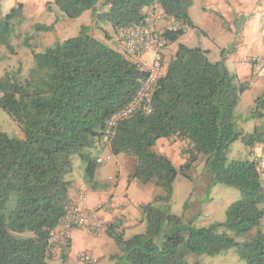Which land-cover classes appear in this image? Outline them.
<instances>
[{
  "label": "trees",
  "instance_id": "16d2710c",
  "mask_svg": "<svg viewBox=\"0 0 264 264\" xmlns=\"http://www.w3.org/2000/svg\"><path fill=\"white\" fill-rule=\"evenodd\" d=\"M99 1L52 0L50 4L71 19L92 10L97 24H108L117 34L126 27L147 25L158 5L176 24L161 36L166 45L177 43V50L156 84L150 110H137L121 120L106 144L109 118L134 100L147 73L91 35L88 26L77 36L35 52L28 76L7 71L0 77V108L22 131V136L0 131V264H50L49 240L70 201L74 158L82 160L85 181L94 185L97 157L106 147L113 155L135 157L130 180L164 188L166 193L159 198L165 202L171 199L178 175L190 178L189 170L201 155L207 157L215 183L234 186L242 194L228 206L224 222L203 227L155 203L142 205L145 232L126 238L118 222L107 226L106 233L120 248L115 257L119 262L203 264L187 258L216 256L236 247L248 264H264L263 172L256 160L228 158L237 139L248 149L260 145L264 150L263 123L249 133L236 124L235 109L249 82H241L224 61H211L208 50L180 42L189 28H196L190 14L194 0H104L106 10H99ZM2 3L0 45H9L23 4L4 15ZM254 112L264 118V93L255 99ZM172 137L190 145L188 161L181 166L155 149L161 138ZM25 232L31 235L16 236Z\"/></svg>",
  "mask_w": 264,
  "mask_h": 264
},
{
  "label": "crops",
  "instance_id": "0c3cea01",
  "mask_svg": "<svg viewBox=\"0 0 264 264\" xmlns=\"http://www.w3.org/2000/svg\"><path fill=\"white\" fill-rule=\"evenodd\" d=\"M153 10H156L154 11L156 13L154 25L161 33L166 28L176 25L163 13L160 6L157 5ZM88 11L79 17L84 21L83 26L91 28L89 25L92 24L95 28L104 29L106 35L104 37L101 35L99 39L117 48L121 43V37L111 29L112 27H106L107 24H97L93 11ZM194 11L200 13L198 20L194 17ZM190 14L196 28H189L180 42L208 50V57L211 61H224L227 68L233 69L232 72L236 73L239 78H244L245 74L249 73L250 78L245 81L251 80L254 76L257 82L262 81L264 78V0H194ZM87 19L91 22L86 23ZM177 45L174 43L165 47V67L175 54ZM147 58H150V55H147ZM263 93L264 91L260 95ZM160 143L165 151L162 153L171 158L169 144L177 148L181 141L177 137L161 138L157 144ZM257 149L260 152L263 151L262 157L264 158L263 146ZM110 152L106 147L101 154ZM113 158L119 170L114 176L111 167L105 169L103 174L109 173L108 180L98 182L96 179L99 177L96 172L95 183L89 186L83 174L73 173L72 175L73 186L70 191V201L80 202L89 208L104 203L110 204L107 210L100 211L102 224L100 232L91 233L79 228L70 230L69 248L66 250L65 245L55 243L51 249L50 260L64 258L65 254V263L71 260V264H85L80 260V255L87 253L95 258L92 264H125L115 258L121 251L112 238L105 236L107 226L114 221H120V227L125 231L128 226L134 227L143 217L140 207L148 203L151 195L156 193V189L151 187L156 185L145 184L137 179L130 181L129 176L135 171L136 159L123 154L114 155ZM80 189L86 192L84 201L79 200L78 191ZM121 218H124L125 224Z\"/></svg>",
  "mask_w": 264,
  "mask_h": 264
},
{
  "label": "rangeland",
  "instance_id": "374dc122",
  "mask_svg": "<svg viewBox=\"0 0 264 264\" xmlns=\"http://www.w3.org/2000/svg\"><path fill=\"white\" fill-rule=\"evenodd\" d=\"M51 1L52 0H3L2 13L4 15L11 12L14 7L20 4H23V11L22 15L14 21L15 30L11 43H9V45H0V77L7 71H20L21 76H28L31 68L35 65L33 57L35 52L44 51L47 47L55 46L70 37L81 34L84 21L79 18L71 19L67 17L55 5L50 4ZM103 1L104 0H100L98 2L97 6L99 10L108 9L106 6L103 7ZM88 12H92V10ZM199 14L200 13L194 11V17L197 20ZM85 22L89 23L91 21L87 19ZM37 24L52 25L54 29L46 31L42 28H37ZM89 26H91V28H89V33L91 35L98 38H101V35L103 37L106 35L104 29L95 28L92 24ZM106 27L110 26L108 25ZM157 31L161 33L160 30L157 29ZM232 70L233 69H230L231 72ZM249 78L250 76L248 73L245 74L244 78H240V81L245 82V79ZM253 79L254 78L251 80ZM251 80L248 81L249 84ZM254 84H250V87L245 92L241 93L238 105L235 109L237 127L242 131L244 130L246 133L252 132L256 124H264V118L255 116L254 112L255 98L260 96L264 91V78H262V81L259 80L258 82L256 79ZM0 131L6 132L12 136H22L19 123L2 108H0ZM179 140L181 143L177 148L171 143L169 144V147L171 146V159L176 166L185 164L189 158V154L186 152L190 147L188 141ZM257 147L260 146L257 145L252 149H248L242 139H237L230 146L228 158L230 161L237 159H253L258 161L264 178L263 151L260 152ZM155 149L161 153L164 151L162 143L159 145L157 144ZM131 157L136 159L133 156ZM130 166L132 167L133 165ZM110 167L112 168V174L114 176L117 175L119 166L115 159L111 157L104 163L99 164L97 169L99 179H96L98 182L108 180L109 173L103 174V172ZM73 173H75V175L85 174V166L79 156L74 158ZM189 175L190 178L182 174L178 175L173 183V192L169 202H165L162 198H159L165 195L166 192L164 188L160 186H151L156 189V193L151 195L152 197L149 199L150 201L148 203L152 202L164 210L168 209L172 214L181 216L185 222H193L197 227L208 226L215 222H224L226 220V210L228 206L241 198L242 194L240 190L234 186L215 183L213 172L207 163V157L205 155L199 156L190 168ZM87 184L91 186V184ZM147 187L149 186L147 185ZM14 205L15 197L10 200L9 207L12 208ZM121 219L125 224L124 218ZM124 224L123 226H125ZM117 225H119V231H124L126 238L145 232L147 228V223L143 217H141L134 227L128 226L126 231L121 229L120 221ZM226 231L230 234L232 233L231 230ZM30 235L31 233L29 232L16 233L18 237H27ZM105 236L112 238L108 236V234H105ZM112 241L115 242L113 238ZM187 259L189 262L199 260L203 264H248L247 261L240 256L236 247H232L216 256L208 254H191ZM49 263L71 264V260L65 263L64 258H54L50 260Z\"/></svg>",
  "mask_w": 264,
  "mask_h": 264
},
{
  "label": "built area",
  "instance_id": "2783aa9c",
  "mask_svg": "<svg viewBox=\"0 0 264 264\" xmlns=\"http://www.w3.org/2000/svg\"><path fill=\"white\" fill-rule=\"evenodd\" d=\"M156 18L154 12L147 25H136L119 30L121 43L118 50L125 54L132 62L139 65L146 76L142 82L141 89L132 102L123 109L113 114L106 125L103 142L109 143L110 137L118 123L129 117L137 110H150V99L158 80L166 74L167 67L164 63V49L166 43L153 23ZM150 55V58H147ZM112 157L111 154H103L97 157L98 163H104ZM79 200H86V192L83 189L78 191ZM65 215L58 225L51 232L50 246L56 244H69V232L72 229H86L91 233H99L101 230L100 211L107 210L109 203L100 204L89 208L80 202L69 201L66 204ZM80 260L85 264H92L95 258L87 253L80 255Z\"/></svg>",
  "mask_w": 264,
  "mask_h": 264
},
{
  "label": "clouds",
  "instance_id": "9594fccd",
  "mask_svg": "<svg viewBox=\"0 0 264 264\" xmlns=\"http://www.w3.org/2000/svg\"><path fill=\"white\" fill-rule=\"evenodd\" d=\"M166 46H167V45H166ZM116 49H118V48H116ZM255 78H256V76H254V79L250 81V84H251V85L254 84ZM107 154H111L112 157H113V154H112L111 152H110V153H107ZM100 155H103V154H100ZM99 164H101V163H99Z\"/></svg>",
  "mask_w": 264,
  "mask_h": 264
}]
</instances>
